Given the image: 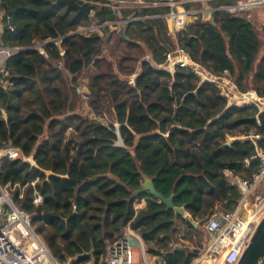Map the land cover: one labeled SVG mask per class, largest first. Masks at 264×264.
Masks as SVG:
<instances>
[{"label":"trees","instance_id":"trees-1","mask_svg":"<svg viewBox=\"0 0 264 264\" xmlns=\"http://www.w3.org/2000/svg\"><path fill=\"white\" fill-rule=\"evenodd\" d=\"M77 1L92 5L90 17L55 0H0L14 28L2 32L0 45L21 50L7 61L13 90L0 87V149L30 159L3 161L0 184L15 187L12 202L32 216L60 263L86 264L77 256L92 250L99 264L106 243L128 227L157 264H190L207 239L192 222L231 212L241 198L225 173L246 180L258 169L253 157L264 153V111L228 106L215 85L184 68L156 66L179 47L211 74L227 71L240 92L264 98V25L257 30L245 16L214 12L173 38L162 17L167 8L116 14L103 6L108 0ZM119 20H127L119 31L78 32ZM36 40L46 42L44 54ZM87 70L83 115L78 86ZM145 178L188 216L136 193ZM141 200L145 208L135 210Z\"/></svg>","mask_w":264,"mask_h":264},{"label":"built area","instance_id":"built-area-1","mask_svg":"<svg viewBox=\"0 0 264 264\" xmlns=\"http://www.w3.org/2000/svg\"><path fill=\"white\" fill-rule=\"evenodd\" d=\"M218 0H108L103 6L112 9L116 14L122 10H139L152 8H167L162 15L166 21L169 34L175 38L176 34L185 26L195 20L199 15L208 18L214 12H227L234 9V15L247 17L249 11L264 7V0H232L229 6H220L214 9H193L194 5H205ZM92 15V14H91ZM134 19H130L132 21ZM127 20L117 22H105L92 24L79 31L83 35L99 33L102 35L104 29L119 31L120 26ZM8 29L14 31L7 19L0 12V35ZM39 42V43H38ZM46 42L36 40L34 48L40 54ZM58 44L57 42H55ZM17 49H10L0 45V87L13 90V83L8 81L9 69L8 59L13 56ZM62 55L63 52L61 51ZM149 60L148 57H145ZM173 73L175 69L184 68L196 75L200 82L215 85L220 95L227 100L228 106L246 107L253 106L259 111H264V98H259L254 91L240 92L231 80L227 71L220 75H213L201 65L193 62L183 49L177 47L165 55V62L156 66ZM134 76L129 80L133 83ZM251 138H259L251 134ZM26 160L21 151L13 147L0 149V170L3 161ZM253 159L258 160L256 173L246 180L233 177L226 172V176L232 184H235L241 194V198L231 212L216 213L211 217L198 222L206 234V242L203 250L190 264H237L245 250L255 228L264 216V193L258 192L254 204L249 203L252 193L261 187L264 190V153L259 151ZM33 184V183H32ZM15 187L0 184V264H71L67 258L64 263L58 262L50 253L47 245L35 232L32 226V216L18 208L11 199V193ZM262 190V191H263ZM262 194V195H260ZM33 202L38 204L41 197L33 195ZM157 258L149 256L141 236L126 227L123 235L112 242H107L105 254L102 257L103 264H157Z\"/></svg>","mask_w":264,"mask_h":264},{"label":"water","instance_id":"water-1","mask_svg":"<svg viewBox=\"0 0 264 264\" xmlns=\"http://www.w3.org/2000/svg\"><path fill=\"white\" fill-rule=\"evenodd\" d=\"M55 3L66 5L68 8H71L77 11V13L85 15L86 17H90L92 14V5L86 2L80 3L77 0H55ZM229 13L234 15V9L230 10ZM20 51L21 50L19 49L16 50V52ZM118 145H122L121 140L118 141ZM143 192H147L156 200L164 204L167 209L173 210L177 215H181L183 217L186 215V212L183 207H174L173 196H171L170 198H164L160 193L155 190L151 179H144L140 188L136 191V193ZM192 223L196 225L195 222ZM82 258L89 259L90 264H95L92 250L88 253H83L77 256V259ZM237 264H264V216L255 228Z\"/></svg>","mask_w":264,"mask_h":264},{"label":"crops","instance_id":"crops-1","mask_svg":"<svg viewBox=\"0 0 264 264\" xmlns=\"http://www.w3.org/2000/svg\"><path fill=\"white\" fill-rule=\"evenodd\" d=\"M246 18L254 25V27L257 30H260L262 28V26L264 25V9L263 8L262 9H253V10L249 11ZM263 103H264V100H263ZM258 191L251 194V196L249 197V203L252 204L254 202L255 197L257 195H259ZM261 193H264V190L261 191ZM260 195H262V194H260ZM134 208H135V210L144 209L145 208V201L141 200L140 202L135 203ZM186 216H188L187 213H186ZM157 261H158V259H157Z\"/></svg>","mask_w":264,"mask_h":264},{"label":"rangeland","instance_id":"rangeland-1","mask_svg":"<svg viewBox=\"0 0 264 264\" xmlns=\"http://www.w3.org/2000/svg\"><path fill=\"white\" fill-rule=\"evenodd\" d=\"M193 9H198L197 5H194ZM257 9H262V7L257 8ZM263 9H264V7H263ZM84 29H86V28H80V29H78V32L83 31ZM89 75H90V70L85 71L81 77V80H80V83L78 86V92L81 94V97H82V105H81L82 108L79 112L83 115L89 114V110L87 109L86 104H85V99H86V96L88 95L87 83H88ZM26 160L29 161L30 159H26ZM262 190H263V187H261L258 192H261ZM254 203L255 202H253L252 204H254ZM185 217H186V215H185ZM150 258H151V256H150ZM155 261H157V259ZM86 264H90V261H88ZM99 264H103L102 259H101Z\"/></svg>","mask_w":264,"mask_h":264}]
</instances>
